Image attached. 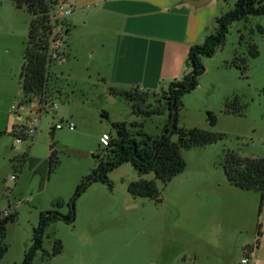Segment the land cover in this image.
I'll return each instance as SVG.
<instances>
[{
  "label": "rangeland",
  "instance_id": "obj_1",
  "mask_svg": "<svg viewBox=\"0 0 264 264\" xmlns=\"http://www.w3.org/2000/svg\"><path fill=\"white\" fill-rule=\"evenodd\" d=\"M62 1L64 6L68 2ZM234 2L218 0L223 12L232 9ZM55 7L52 13H57L58 5ZM1 11L0 216L8 205L10 192L11 200L21 203L15 210L16 217L5 224L2 245L6 250L0 264H19L31 245L39 213L49 209L66 213L77 184L96 167V155L105 152L99 145L101 134L115 135L114 121H135L142 123L145 133L159 135L169 110L151 116L137 115L122 95L116 96L115 101L105 95L97 78L71 77L69 60L65 58L62 65H51V70L60 66L63 70L48 85V96L57 110L43 114L31 142L16 144L14 135L4 127L10 121L19 125L25 120L15 116L10 108L22 98L19 72L31 15L9 0H0ZM249 43L257 46L258 55L254 58L248 54ZM236 56L246 59L243 72L233 64ZM202 62L205 71L198 86L181 98L178 126L210 130L223 134L222 138L205 146L181 148L186 166L167 183L153 172L139 173L129 162L108 174L112 187L93 182L75 201L73 224L56 221L46 228L42 249L36 252L33 264H145L153 247L165 237L172 249L180 244L187 251L203 250L201 259L209 256L207 249L216 247L228 252L231 260L240 259V245L252 244L257 224L264 223V202L259 212L260 193L229 183L221 161L226 150H233L240 157L264 155V14L234 21L223 44L211 57H203ZM82 74L84 71L79 70ZM234 96H238L241 113L224 110V103ZM157 100L163 104L161 92L146 97L144 105L154 106ZM207 111L215 114L214 125L207 120ZM60 120L72 121L75 128L56 129L54 125ZM129 128L134 133L136 127ZM177 138L176 133L171 136L173 141ZM51 144L57 162L49 172ZM69 150L88 155L77 156ZM12 175H16L15 180ZM139 178L155 181L160 200L128 192V183ZM55 238L63 244L59 254L52 253Z\"/></svg>",
  "mask_w": 264,
  "mask_h": 264
},
{
  "label": "trees",
  "instance_id": "obj_2",
  "mask_svg": "<svg viewBox=\"0 0 264 264\" xmlns=\"http://www.w3.org/2000/svg\"><path fill=\"white\" fill-rule=\"evenodd\" d=\"M16 8L25 9L30 15L28 24V35L26 47L23 52V63L19 72V90L21 99L31 101L34 96H48V85L50 81L47 36L53 28L50 23V15L57 7L58 0H10ZM264 14V0H235L234 6L227 12L216 18V26L204 41L190 47L188 52V72L178 80L171 81L165 90H161L163 104L157 100L154 106L150 103L144 105L146 97L157 92L139 91L138 89L118 90L116 93L127 99L133 112L137 115L151 116L161 114L165 109L169 110L162 132L159 135H150L143 131L142 123L125 121H114L112 123L116 134L111 135L108 146L104 147V154H97V165L85 175L77 184L75 192L68 202L69 209L61 213L57 209H49L39 213V221L33 228L31 245L25 251L19 264H33V259L38 250L42 249L43 234L46 228L56 221L73 224L75 221L76 199L95 181H100L112 187L108 174L129 162L139 173L147 174L153 172L155 177L164 183L170 181L176 174L182 172L186 161L181 154V148L190 149L196 146H205L222 138L223 134L201 128H183L178 126V112L182 108V96L194 90L199 83V77L205 68L203 57H211L223 44L230 25L237 20L246 19L249 16ZM64 22V21H63ZM66 32L68 26L64 22ZM243 39L244 35L241 34ZM248 54L254 58L258 55L257 46L248 44ZM233 64L242 72L246 70V59L236 56ZM241 105H238V96L224 103V110L228 113H241ZM207 120L211 125L217 121L213 112L207 111ZM107 117L106 112H102ZM129 127H136L134 133ZM16 125H13L10 133L14 135ZM177 134V141L171 136ZM50 146L48 159L49 172L54 169L57 162L56 152ZM31 164L35 160L31 159ZM221 166L229 183L244 190H255L260 193V205L264 199V155L262 157H240L233 150L224 152ZM128 192L133 196L148 197L160 200L159 190L153 179L139 178L130 181L127 185ZM60 202H57V205ZM16 217V212L0 218V260L6 247L2 245L5 224ZM259 228V223L257 224ZM63 244L60 239L53 241V254L62 251Z\"/></svg>",
  "mask_w": 264,
  "mask_h": 264
},
{
  "label": "crops",
  "instance_id": "obj_3",
  "mask_svg": "<svg viewBox=\"0 0 264 264\" xmlns=\"http://www.w3.org/2000/svg\"><path fill=\"white\" fill-rule=\"evenodd\" d=\"M70 1L74 8L65 18L64 57L53 64L62 65L67 58L71 77L97 78L114 101L118 90L160 92L181 79L189 69L190 47L202 43L224 13L218 0L198 6L188 0ZM2 27L0 23V34ZM49 71L50 80L63 74L61 66ZM13 125L10 121L4 128L11 131ZM256 229L254 242L240 245L237 261L217 247L207 249L209 256L201 259L203 250L187 251L180 244L172 249L165 237L153 247L145 264H264V223ZM245 257L249 263H242Z\"/></svg>",
  "mask_w": 264,
  "mask_h": 264
},
{
  "label": "built area",
  "instance_id": "obj_4",
  "mask_svg": "<svg viewBox=\"0 0 264 264\" xmlns=\"http://www.w3.org/2000/svg\"><path fill=\"white\" fill-rule=\"evenodd\" d=\"M70 2L71 1L68 0L64 6V2L62 0H58L57 13L50 15V23L53 25V28L47 36L49 70L54 62L59 61L64 57V47L67 34L64 22H66V16L69 15L74 8ZM10 110L19 119H25L22 124L16 125L14 130L15 143L21 144L24 142H31L33 140V136L38 130L43 114L47 112L54 113L57 110V105L44 94L40 96H34L31 101L21 99L12 104ZM54 127L56 129L66 127L69 130H73L75 128V124L69 120H60V122H57ZM110 139L111 135L109 133H102L99 137V145L101 147L108 146ZM11 179L15 180L16 175H12ZM9 195L8 205L2 211V217L14 214L17 206L21 203L20 200H11V192ZM241 261L242 263H249V260L246 257Z\"/></svg>",
  "mask_w": 264,
  "mask_h": 264
},
{
  "label": "water",
  "instance_id": "obj_5",
  "mask_svg": "<svg viewBox=\"0 0 264 264\" xmlns=\"http://www.w3.org/2000/svg\"><path fill=\"white\" fill-rule=\"evenodd\" d=\"M190 1L191 3H193L194 5H202V4H205L207 2H209L210 0H188ZM187 65H189V63L187 62L186 63ZM69 153L70 154H74V155H77V156H81V157H85L88 155L87 152H84V151H80V150H69Z\"/></svg>",
  "mask_w": 264,
  "mask_h": 264
}]
</instances>
